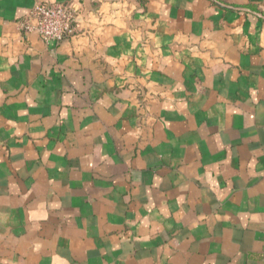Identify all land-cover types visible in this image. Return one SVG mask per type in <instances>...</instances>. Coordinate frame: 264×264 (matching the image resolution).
Segmentation results:
<instances>
[{
	"label": "crops",
	"instance_id": "obj_1",
	"mask_svg": "<svg viewBox=\"0 0 264 264\" xmlns=\"http://www.w3.org/2000/svg\"><path fill=\"white\" fill-rule=\"evenodd\" d=\"M0 264H264V0H0Z\"/></svg>",
	"mask_w": 264,
	"mask_h": 264
},
{
	"label": "built area",
	"instance_id": "obj_2",
	"mask_svg": "<svg viewBox=\"0 0 264 264\" xmlns=\"http://www.w3.org/2000/svg\"><path fill=\"white\" fill-rule=\"evenodd\" d=\"M36 19L32 24L24 20L21 27L25 30H36L46 43L62 41L77 32V10L69 1L40 3L31 12Z\"/></svg>",
	"mask_w": 264,
	"mask_h": 264
}]
</instances>
